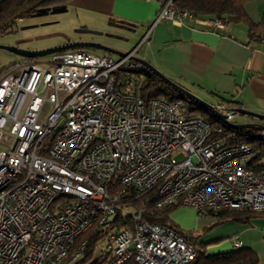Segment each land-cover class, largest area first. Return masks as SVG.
I'll return each instance as SVG.
<instances>
[{
    "label": "built area",
    "instance_id": "built-area-1",
    "mask_svg": "<svg viewBox=\"0 0 264 264\" xmlns=\"http://www.w3.org/2000/svg\"><path fill=\"white\" fill-rule=\"evenodd\" d=\"M196 19L159 0L154 24ZM207 24L223 31L230 21ZM136 51L114 60L68 50L46 65L25 60L0 78V264H76L88 241L73 246L94 227L105 264L193 262L187 238L147 223L143 210L124 203L131 197L198 216L264 211L258 152L223 136L234 108L212 105L217 124L182 99H147L148 70L133 60ZM119 212L132 227L113 224Z\"/></svg>",
    "mask_w": 264,
    "mask_h": 264
},
{
    "label": "crops",
    "instance_id": "crops-1",
    "mask_svg": "<svg viewBox=\"0 0 264 264\" xmlns=\"http://www.w3.org/2000/svg\"><path fill=\"white\" fill-rule=\"evenodd\" d=\"M70 4L132 33L143 50L140 59L201 100L264 115V45L253 35L261 24L264 27V0L248 1L243 20L230 21L223 31L208 26L210 17L183 25L170 20L154 24L157 0H73ZM179 209L172 221L208 244V256L250 250L264 264V214L249 223L227 221L213 227L216 218ZM235 237L241 242L239 249L233 247Z\"/></svg>",
    "mask_w": 264,
    "mask_h": 264
},
{
    "label": "trees",
    "instance_id": "trees-1",
    "mask_svg": "<svg viewBox=\"0 0 264 264\" xmlns=\"http://www.w3.org/2000/svg\"><path fill=\"white\" fill-rule=\"evenodd\" d=\"M73 0H0V33L4 34L11 30L12 25L24 17L35 14L39 9L61 7L67 5ZM159 1V0H157ZM250 0H174L175 6L180 10H190L197 17H210V19L228 18L229 21H241L245 17L244 5ZM262 24L259 26V31H254L258 36V41L264 38V27ZM84 50V49H74ZM94 51L93 49H86ZM26 61H32L26 59ZM12 68V67H11ZM11 68L5 69L0 73V78L3 77ZM148 86L144 89V96L147 99L163 98L168 102H174L182 99L186 102L188 107L202 116L206 121L212 123H220L219 120L205 107L194 102L189 98H185L183 94L178 92L172 87L166 85L160 78L151 72H147ZM223 136L228 138L231 144L246 143L245 140L255 138V132H245L243 129H232L224 126ZM254 133V135L252 134ZM258 152L255 162H262L264 149L259 152V149L254 147ZM259 169H264V163L259 166ZM132 194V193H131ZM129 199V198H127ZM131 200L125 201L129 205L134 206L137 210H143V219L149 224H157L169 227L187 240L196 249V258L190 264H259V256L250 250L232 251L215 256L207 255L208 244L198 242V235L191 232L181 230L171 220L170 215L172 212L180 208L178 205H169L163 209H157L154 203H148V197L138 196L137 198L131 197ZM259 214H264V211L252 210H221L218 212H210L207 215L216 218V224L220 225L223 222L234 221L237 223H249L253 218ZM113 224L118 227H132L133 220L131 217L125 216L121 212L113 217ZM95 228V227H94ZM94 228L82 234L73 246V249L78 247L83 240H87L88 244L81 259L76 264H87L96 256L97 244L99 237L94 234ZM134 263V261L128 262ZM92 264H105L103 258H96Z\"/></svg>",
    "mask_w": 264,
    "mask_h": 264
},
{
    "label": "rangeland",
    "instance_id": "rangeland-1",
    "mask_svg": "<svg viewBox=\"0 0 264 264\" xmlns=\"http://www.w3.org/2000/svg\"><path fill=\"white\" fill-rule=\"evenodd\" d=\"M70 3L61 7L39 9L35 14L24 17L17 22L15 29H11L4 35L0 34V46L15 47L25 51H42L68 43L92 42L122 53H129L137 47L135 57H142L143 50H141V46L138 48V39H133L132 33L110 23L104 16L73 6ZM81 49L86 50L88 48ZM93 52L108 55L114 60L120 58L118 55L103 51L94 50ZM51 57V55H47L33 61L46 65ZM25 60L19 55L0 48V73ZM232 124L264 125V122L249 116L236 114ZM243 130L245 132H255L256 137L249 138L245 142L262 152L264 149V134L256 130ZM252 134L254 135V133ZM262 162L264 163V155L262 156ZM130 207L133 210L137 209L134 206ZM179 210L182 209L178 208L172 212L170 215L171 220L173 219L172 215H175V212ZM96 258L97 256H94L93 260L87 264H92Z\"/></svg>",
    "mask_w": 264,
    "mask_h": 264
},
{
    "label": "water",
    "instance_id": "water-1",
    "mask_svg": "<svg viewBox=\"0 0 264 264\" xmlns=\"http://www.w3.org/2000/svg\"><path fill=\"white\" fill-rule=\"evenodd\" d=\"M0 48L6 49L7 51H9L11 53H14L16 55H19V56H21V57H23L25 59H29V60H35L37 58L44 57V56H47V55H53L55 53H60V52L68 51V50H74V49H81V48H88V49L103 51V52H106V53L118 55L119 57H125V56H127L129 54V53L118 52V51L113 50L111 48L105 47V46H103L101 44L92 43V42L68 43V44H64V45H61V46L49 48V49L42 50V51H25V50H20V49L15 48V47H3V46H0ZM133 60L135 62L143 65L149 72H151L152 74H154L158 78H160L166 85H168L169 87L174 88L175 90H177L178 92L183 94L185 98H189V99L193 100L194 102H196V103L200 104L201 106L205 107L210 112L214 111L213 106L211 104H208L207 102L201 100L200 98H198L197 96L193 95L189 91L183 89L182 87H180L179 85L174 83L172 80L167 78L163 73H161L159 70H157L154 66H152L148 62L144 61L143 59L137 58L135 56L133 57ZM234 112L236 114H242V115L249 116L251 118H255L257 120H260V121L264 122V115H262V114L251 112V111L245 110L243 108H234ZM219 118L222 121L225 122V117L224 116H220L219 115ZM225 123L232 129H241V130L242 129H250V130L261 131L264 134V125H258V124L236 125V124L227 123V122H225Z\"/></svg>",
    "mask_w": 264,
    "mask_h": 264
}]
</instances>
